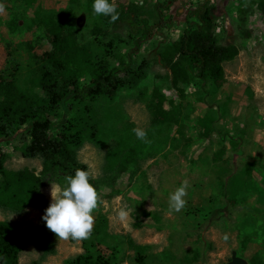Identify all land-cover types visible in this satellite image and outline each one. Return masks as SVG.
<instances>
[{
  "label": "rangeland",
  "instance_id": "1",
  "mask_svg": "<svg viewBox=\"0 0 264 264\" xmlns=\"http://www.w3.org/2000/svg\"><path fill=\"white\" fill-rule=\"evenodd\" d=\"M163 1L114 0L120 15L109 22L89 10L88 0H34L32 6L0 0V100L6 92L44 96L38 82L47 67L44 54L53 51L47 17L69 32L93 63L135 71L147 64L136 88L123 87L113 100H74L70 113L58 108L50 116L61 124L79 117L95 124L94 137L84 124L78 151L98 194L87 239H61L41 219L52 185L53 190L65 187L69 175L57 168L46 171L41 158L23 157L30 140L24 129L0 139L8 170L28 169L45 181L42 207L20 214L0 209V221L17 232L43 227L56 242V254L45 258L27 243L18 264H65L80 254L100 256L108 264H227L234 250L249 264H264V0H212L219 44H234L239 55L224 63L226 82L215 97L203 96L194 80L184 99L172 88L159 54L178 39L187 11L199 0H178L170 9L174 27L144 41L125 21L138 15L153 25L156 3ZM119 76L128 80L124 72ZM154 90L182 106L179 124L153 121L146 98ZM168 101L166 110L171 109ZM218 101L225 104L224 114L214 132L202 138L198 121ZM137 127L146 131L148 142L136 138L132 129ZM248 164L250 175L244 174ZM236 174H244L246 195L230 203L228 182ZM183 181L189 185L186 203L170 211L169 194ZM121 208L128 211L123 220L116 215Z\"/></svg>",
  "mask_w": 264,
  "mask_h": 264
},
{
  "label": "trees",
  "instance_id": "2",
  "mask_svg": "<svg viewBox=\"0 0 264 264\" xmlns=\"http://www.w3.org/2000/svg\"><path fill=\"white\" fill-rule=\"evenodd\" d=\"M71 1L77 3L79 0ZM24 2L27 6H32L34 0ZM177 2L178 0L157 2V20L151 26L140 20L138 15L125 19L126 24L139 39H150L155 31L174 27V15L170 9ZM88 8L93 13L92 0H88ZM213 8L212 0L197 1L187 11L178 39L165 45L159 54L162 66L170 72L172 88L181 99L185 98L186 89L194 80H197L203 96L215 97L226 82L224 63L239 55V49L234 44H219L218 24ZM95 16L109 21L106 16ZM45 21L53 51L44 54L47 67L43 68L38 82L44 96L4 93L3 100H0V139L7 137L12 131L24 129L30 140L22 148L23 157L41 158L46 171L57 168L71 176L77 168L87 169V165L79 161L78 151L83 142L84 124L92 137L96 134L95 124L92 118L84 120L82 117L69 119L61 124L52 120L51 114L57 115L58 108L70 113L74 100H97L101 97L115 99L123 87L136 88L146 75L144 69L147 64L142 63L135 71L129 67H110L104 62L93 63L88 52L77 46L69 32L63 33L61 26L50 17ZM121 72L127 74L128 80L119 76ZM227 98L231 99L229 96ZM167 101L166 96L157 90L146 98V106L152 113L153 121L179 124L182 106L168 101L171 109L166 110ZM217 103L214 107L210 106L198 121L202 138L214 132L215 123L224 114L225 104H220V101ZM7 159L8 154L0 141V209L20 214L29 207H42L45 201L41 194V188L45 186L43 176L28 169L8 170L5 165ZM250 166L248 164L245 167L244 174H251ZM260 170L264 182V162L261 163ZM244 174L230 177L226 192L228 202L236 203L239 197L242 199V195H246ZM29 242L35 244L42 253V258L56 254V242L45 228L30 227L17 232L8 221H0V264H18L20 254ZM128 243L139 247L131 239ZM65 264H108V261L100 256L80 254L67 260Z\"/></svg>",
  "mask_w": 264,
  "mask_h": 264
},
{
  "label": "clouds",
  "instance_id": "3",
  "mask_svg": "<svg viewBox=\"0 0 264 264\" xmlns=\"http://www.w3.org/2000/svg\"><path fill=\"white\" fill-rule=\"evenodd\" d=\"M92 11L95 15L108 17L109 22H115L120 15L114 0H92ZM132 131L138 140L148 142L144 129L137 127ZM90 177L91 173L87 169L77 168L73 175L66 178L65 187L53 190L52 185L51 201L41 219L57 237L84 240L91 234L94 222L92 213L97 207L98 194L90 183ZM188 187L187 181H183L169 194L170 211L178 212L184 207ZM116 215L123 220L128 211L121 208Z\"/></svg>",
  "mask_w": 264,
  "mask_h": 264
},
{
  "label": "water",
  "instance_id": "4",
  "mask_svg": "<svg viewBox=\"0 0 264 264\" xmlns=\"http://www.w3.org/2000/svg\"><path fill=\"white\" fill-rule=\"evenodd\" d=\"M227 264H249V262L246 259L238 256L237 251L234 250L232 251L231 260Z\"/></svg>",
  "mask_w": 264,
  "mask_h": 264
}]
</instances>
